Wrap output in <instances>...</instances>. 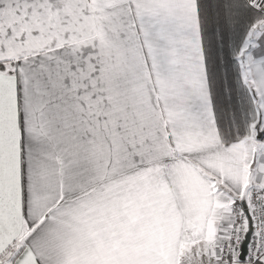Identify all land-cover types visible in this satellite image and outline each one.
Returning <instances> with one entry per match:
<instances>
[{"label":"snow or ice","instance_id":"snow-or-ice-1","mask_svg":"<svg viewBox=\"0 0 264 264\" xmlns=\"http://www.w3.org/2000/svg\"><path fill=\"white\" fill-rule=\"evenodd\" d=\"M0 264H264V0H0Z\"/></svg>","mask_w":264,"mask_h":264}]
</instances>
